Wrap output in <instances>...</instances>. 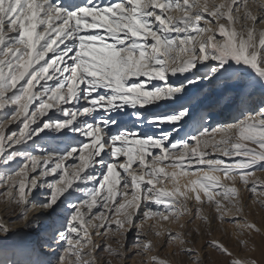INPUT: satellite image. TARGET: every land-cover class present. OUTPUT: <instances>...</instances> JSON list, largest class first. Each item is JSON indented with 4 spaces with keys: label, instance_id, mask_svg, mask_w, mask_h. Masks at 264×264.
Instances as JSON below:
<instances>
[{
    "label": "snow or ice",
    "instance_id": "snow-or-ice-1",
    "mask_svg": "<svg viewBox=\"0 0 264 264\" xmlns=\"http://www.w3.org/2000/svg\"><path fill=\"white\" fill-rule=\"evenodd\" d=\"M258 171L264 0H0V264H264Z\"/></svg>",
    "mask_w": 264,
    "mask_h": 264
},
{
    "label": "rangeland",
    "instance_id": "rangeland-1",
    "mask_svg": "<svg viewBox=\"0 0 264 264\" xmlns=\"http://www.w3.org/2000/svg\"><path fill=\"white\" fill-rule=\"evenodd\" d=\"M217 2H219V0H217ZM236 112L234 110H226L222 115L216 117L217 120H227L232 116H235ZM12 128H15V125L11 126ZM38 154V153H37ZM256 177H259L260 179L264 180V171H258L256 172ZM0 191H2V189H0ZM248 193L244 192L243 196L245 198V201L249 204V207L246 209V212L249 213V220L252 222L257 223L258 226L264 228V209L259 208L256 205H251L250 201L248 200ZM18 214V209H15L14 206L9 207L8 204H6L3 200L2 197H0V218H3L5 221L10 220V219H16V216ZM33 213H29V216H32ZM170 227H175L172 225H169ZM10 227L12 228V230L14 231L17 227L20 228V230H25L24 226L22 223H16V224H11ZM223 229H225L227 231V235H225V233L223 231H217L214 233L212 238H217V239H223L225 241H229V239L231 238V242L229 244V246L231 248H233L234 251H236L239 256L241 258H244L245 255H247V253L239 248H236L235 245V239L234 237H232V234L234 233L235 229L233 228V226L231 224H224ZM30 234H34V239L33 241H37L39 239L36 238V236L38 235L37 233H30ZM134 235V233H133ZM11 237H8L7 239H10ZM150 239H153L154 243H156L157 245L162 243V238L161 239H156L155 237H149ZM259 239V238H257ZM202 241L200 243L197 244V247H201L202 246ZM173 249L172 248H165L163 251L160 252L161 256H166L168 255L169 252H171ZM46 251V249H45ZM48 251V250H47ZM206 251L209 253L210 258L214 261V262H218V264H224L225 258L224 257H220L217 253H213L211 249H206ZM141 258L137 257L136 258V264H139ZM129 264H133L132 261H129Z\"/></svg>",
    "mask_w": 264,
    "mask_h": 264
},
{
    "label": "bare ground",
    "instance_id": "bare-ground-1",
    "mask_svg": "<svg viewBox=\"0 0 264 264\" xmlns=\"http://www.w3.org/2000/svg\"><path fill=\"white\" fill-rule=\"evenodd\" d=\"M14 231H21L20 230V228H16ZM30 233H32L30 230H28V229H23L22 230V234L20 235V236H18V237H11L10 239H7V243L9 244V245H11L14 241H17V240H25V241H31V242H35V241H33V239H34V234H30ZM39 237V234L36 236V238H38ZM48 249H46V251H47Z\"/></svg>",
    "mask_w": 264,
    "mask_h": 264
}]
</instances>
